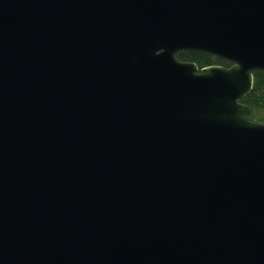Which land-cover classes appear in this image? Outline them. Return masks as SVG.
Listing matches in <instances>:
<instances>
[{
  "label": "water",
  "instance_id": "obj_1",
  "mask_svg": "<svg viewBox=\"0 0 264 264\" xmlns=\"http://www.w3.org/2000/svg\"><path fill=\"white\" fill-rule=\"evenodd\" d=\"M254 72L264 0H0V264H264Z\"/></svg>",
  "mask_w": 264,
  "mask_h": 264
},
{
  "label": "trees",
  "instance_id": "obj_2",
  "mask_svg": "<svg viewBox=\"0 0 264 264\" xmlns=\"http://www.w3.org/2000/svg\"><path fill=\"white\" fill-rule=\"evenodd\" d=\"M175 57L180 62L194 63L199 69L211 65L230 67L225 61L197 52L183 51L177 53ZM240 102L249 108L256 121L264 123V73H253L252 89L240 99Z\"/></svg>",
  "mask_w": 264,
  "mask_h": 264
}]
</instances>
